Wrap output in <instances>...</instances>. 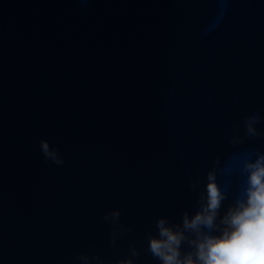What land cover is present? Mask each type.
<instances>
[{
    "label": "water",
    "instance_id": "1",
    "mask_svg": "<svg viewBox=\"0 0 264 264\" xmlns=\"http://www.w3.org/2000/svg\"><path fill=\"white\" fill-rule=\"evenodd\" d=\"M259 154L264 0H0V264H162L157 221L215 170L219 224Z\"/></svg>",
    "mask_w": 264,
    "mask_h": 264
},
{
    "label": "clouds",
    "instance_id": "2",
    "mask_svg": "<svg viewBox=\"0 0 264 264\" xmlns=\"http://www.w3.org/2000/svg\"><path fill=\"white\" fill-rule=\"evenodd\" d=\"M258 121L257 116L247 118L249 136L259 135L255 128ZM41 150L54 163H64L58 151L52 150L47 141H41ZM244 171L248 176L243 198L235 200L219 224L220 209L228 195L216 182L215 170L210 171L207 195H201L200 210L194 216L185 212L182 224L177 225H171L165 218L157 221L158 238L149 235L148 251L152 256L162 264H264V154H259L254 162H245ZM190 187L196 190L198 185L193 183ZM120 215L117 210L106 214L105 219H112L115 223ZM217 231L218 236L212 234ZM184 244L193 251L182 253ZM130 255L136 257L139 252L133 247ZM120 264L134 262L130 258Z\"/></svg>",
    "mask_w": 264,
    "mask_h": 264
}]
</instances>
